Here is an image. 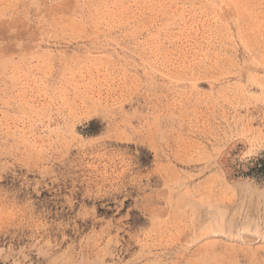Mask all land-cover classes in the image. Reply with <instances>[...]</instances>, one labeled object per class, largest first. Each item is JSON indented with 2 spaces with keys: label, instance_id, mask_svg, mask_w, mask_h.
<instances>
[{
  "label": "rangeland",
  "instance_id": "374dc122",
  "mask_svg": "<svg viewBox=\"0 0 264 264\" xmlns=\"http://www.w3.org/2000/svg\"><path fill=\"white\" fill-rule=\"evenodd\" d=\"M264 0H0V264H264Z\"/></svg>",
  "mask_w": 264,
  "mask_h": 264
},
{
  "label": "trees",
  "instance_id": "16d2710c",
  "mask_svg": "<svg viewBox=\"0 0 264 264\" xmlns=\"http://www.w3.org/2000/svg\"><path fill=\"white\" fill-rule=\"evenodd\" d=\"M264 172V156L249 162L247 168L239 167L234 170L235 178H246Z\"/></svg>",
  "mask_w": 264,
  "mask_h": 264
}]
</instances>
